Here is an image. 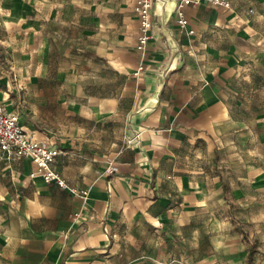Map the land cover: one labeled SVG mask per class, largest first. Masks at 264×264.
Instances as JSON below:
<instances>
[{
    "label": "crops",
    "instance_id": "obj_1",
    "mask_svg": "<svg viewBox=\"0 0 264 264\" xmlns=\"http://www.w3.org/2000/svg\"><path fill=\"white\" fill-rule=\"evenodd\" d=\"M223 1L229 7L201 0L185 8L192 34L177 25L175 12H156L160 21L141 55L135 0H122L107 24L96 22L105 35L86 45L85 69L60 76L48 56L59 38L54 29L65 25L69 34L81 12L67 20L68 11L41 12V0H0L7 31L0 56L8 61L0 73L14 75H0V87H12L11 99L0 95V103L19 112L12 99H28L38 121L19 124L58 148L52 167L78 191L31 176L35 166L27 157H0V264H207V218L217 221L225 179L241 185L253 179L248 172L223 174L220 163L237 157L221 155L238 136L248 137L249 147L254 132L264 136V0ZM84 21L83 33L93 36L94 18ZM170 47L179 51L173 61ZM21 57L29 71L19 73ZM140 63L145 68L135 75ZM170 64L160 85V70ZM35 88L37 103H30ZM63 98L105 135L73 139L50 126L41 130L40 110ZM110 131L117 132L113 139ZM110 164L116 170L107 174ZM256 175L264 180V171Z\"/></svg>",
    "mask_w": 264,
    "mask_h": 264
},
{
    "label": "rangeland",
    "instance_id": "obj_2",
    "mask_svg": "<svg viewBox=\"0 0 264 264\" xmlns=\"http://www.w3.org/2000/svg\"><path fill=\"white\" fill-rule=\"evenodd\" d=\"M121 2L122 0H41L39 7L44 14H47V11L53 7L54 11H57L60 15L62 12V14H65L68 11L70 15L67 17V20H70L74 11L81 12L78 15L79 26L74 28V23H71V27L74 29L69 34L66 35L65 25L63 27L61 25L55 26L62 33L54 29L57 31L56 34L59 35V38L54 36L55 43L50 45L51 48L53 46V49L50 52L51 56L49 54L48 56L50 63L61 71L60 76L72 74L70 73L71 69H78L79 71L81 69L79 67L85 69V65H83L85 61L83 53L86 51V45H93L94 42H97V38L100 39L105 35L102 30H99L96 22L100 21L107 24L111 19L112 12L118 9ZM131 7H134L133 3ZM89 17L94 18L96 24L93 27V36L89 33H87L88 35L83 33L85 26L84 19ZM62 20L65 21V19ZM6 33L5 28L0 25V37L6 36ZM79 59L81 62H77ZM8 60L11 61V58L8 57ZM25 60L23 57L17 60L19 63L17 67L19 73L30 70L28 68L30 64L23 62ZM7 63L6 58L0 56V65L4 66ZM67 69L70 70L67 71ZM2 72L0 75L7 77H12L13 75L6 70ZM262 73L264 74V70ZM17 76L23 77L21 74H17ZM63 84L64 91L65 85L68 82L64 80ZM18 93L21 95L20 90H18ZM30 94H36V97H34L35 95H31L33 97L30 98V103H37V88L33 92L31 91ZM9 99H11L10 94ZM15 100V98L12 99V105L14 106V110L18 109L20 117H22L20 118V122L24 123V118H26L31 122L35 121L37 123L38 118L29 114L30 111L27 108L28 99L26 97L23 99L20 96L19 103ZM65 102L63 98L59 103L51 102L47 107L40 110L41 115L38 117L43 120L42 123L44 122L41 130L46 128V126H50L58 136H67L73 139L81 136V133L84 137L92 136L98 140L101 135H105H103L100 127L95 128V124H93L91 119L83 115L81 111L71 110ZM253 117L255 118L256 115H253ZM36 123L34 124V128L40 130L36 126ZM38 125L40 126L41 123H38ZM27 126L28 122L24 123V127L26 128ZM115 133L117 132H108L111 139L114 138ZM253 137L255 139L252 142V146L249 147L250 141L248 137L245 138L243 135L238 136V139L233 141L231 151L221 155L222 158L229 156V154L237 157L236 160L220 163L219 170L223 174L236 170L237 173L242 174L243 178L246 177L247 172L253 173V179H247V184L243 185H241L240 180L236 181L235 178L225 179V181H228L229 187L225 195H217V211H215L217 221L212 219L208 223L209 218H207V231L210 233L207 234L209 239L207 238L205 251L207 254L212 253V256L207 260V264H264V180L261 181L256 177L258 176L256 174L264 171V136H257L254 132ZM246 147L250 152L245 154ZM237 186L241 188L242 193L239 190H236L235 193L232 192L235 191L234 189ZM214 222H217V230L213 226ZM212 230H215L217 233L212 234ZM214 244L217 246V249H214ZM250 247L252 248V253L249 259Z\"/></svg>",
    "mask_w": 264,
    "mask_h": 264
},
{
    "label": "built area",
    "instance_id": "obj_3",
    "mask_svg": "<svg viewBox=\"0 0 264 264\" xmlns=\"http://www.w3.org/2000/svg\"><path fill=\"white\" fill-rule=\"evenodd\" d=\"M201 0H178L175 14L177 25L187 30L188 20L185 15V8L189 5H197ZM214 6L229 7V3L223 0H203ZM153 8L154 0H135L133 11L139 22V34L137 36V51L144 55L145 48L151 39V29L153 24ZM188 34H192L193 30H187ZM145 65L140 63L137 67L135 75L143 71ZM12 93V87L8 84L5 89L0 87V95L9 96ZM138 137L135 132L132 137L127 139V143L131 144ZM59 154V150L52 143L35 139L28 134L19 124V112L8 111L4 104L0 103V157L6 160L14 158H29L34 164L35 169L31 176H38L46 183L54 184L58 187L68 189L69 192L77 194L78 191L69 186L66 180L56 172L52 164L55 157ZM116 170L113 164H110L105 172L111 174ZM83 197L87 196L86 192H82Z\"/></svg>",
    "mask_w": 264,
    "mask_h": 264
},
{
    "label": "water",
    "instance_id": "obj_4",
    "mask_svg": "<svg viewBox=\"0 0 264 264\" xmlns=\"http://www.w3.org/2000/svg\"><path fill=\"white\" fill-rule=\"evenodd\" d=\"M177 1L178 0H154V16H155V21H153L152 24V28L155 25V23L157 21H160L159 16L157 15L156 12L161 10V15L165 16V14H169L168 16H170L171 14H173L175 12L176 9V5H177ZM163 21V20H161ZM166 30L167 27H165ZM168 32V31H166ZM171 49V59L172 61L179 55V51L175 48V49ZM171 68V64L168 66H165L163 68H161L160 73H159V84L162 85V83L164 82V77L166 72H168V70ZM161 79V81H160Z\"/></svg>",
    "mask_w": 264,
    "mask_h": 264
},
{
    "label": "trees",
    "instance_id": "obj_5",
    "mask_svg": "<svg viewBox=\"0 0 264 264\" xmlns=\"http://www.w3.org/2000/svg\"><path fill=\"white\" fill-rule=\"evenodd\" d=\"M251 253H252V248L250 247V248H249V259H250V255H251Z\"/></svg>",
    "mask_w": 264,
    "mask_h": 264
},
{
    "label": "bare ground",
    "instance_id": "obj_6",
    "mask_svg": "<svg viewBox=\"0 0 264 264\" xmlns=\"http://www.w3.org/2000/svg\"><path fill=\"white\" fill-rule=\"evenodd\" d=\"M19 122H20V119H19ZM21 123V122H20ZM22 124V123H21Z\"/></svg>",
    "mask_w": 264,
    "mask_h": 264
}]
</instances>
